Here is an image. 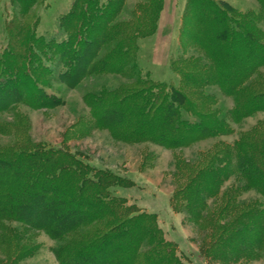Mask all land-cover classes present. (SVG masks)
Wrapping results in <instances>:
<instances>
[{"label": "trees", "instance_id": "16d2710c", "mask_svg": "<svg viewBox=\"0 0 264 264\" xmlns=\"http://www.w3.org/2000/svg\"><path fill=\"white\" fill-rule=\"evenodd\" d=\"M256 1L257 9L242 11L188 0L175 86L143 75L137 62L138 40L155 33L163 0H145L130 20H119L126 0H74L52 36L37 35L34 9L46 0H12L0 54V115L63 106L48 91L56 78L76 88L89 77L116 75L126 82L85 97L96 127L116 141L183 150L232 136L233 124L264 113V0ZM213 87L233 99L232 109L218 106ZM16 130H9L14 142L0 146V264L37 253L15 224L56 241L59 264H186L157 215L116 194L134 187L131 179ZM175 177L173 210L204 237L206 259L238 264L264 256V121L195 162L178 159ZM250 191L261 199L242 200Z\"/></svg>", "mask_w": 264, "mask_h": 264}, {"label": "rangeland", "instance_id": "374dc122", "mask_svg": "<svg viewBox=\"0 0 264 264\" xmlns=\"http://www.w3.org/2000/svg\"><path fill=\"white\" fill-rule=\"evenodd\" d=\"M74 0H46L43 6L34 11L39 16L38 36L60 34L59 18L68 12ZM145 0H126L119 20H130L136 6ZM230 3L242 10L257 9L256 0H217ZM12 0H0V54L8 45L6 20L11 11ZM188 0H163L156 31L152 36L138 40L137 62L143 75H149L156 82L172 83L178 86L180 76L173 70L174 62L182 55L181 31L183 17ZM18 10L17 12H19ZM194 54V51L191 52ZM126 82L116 75L89 77L78 87L70 88L57 78L49 92L58 94L65 104L55 109L33 110L21 106L14 114L0 115V146L14 142L11 129L20 135L29 136L36 143L60 148L66 147L71 152L82 155L90 165L109 169L123 177L131 179L135 186L130 189L119 188L118 196L125 197L136 204L141 211L156 214L159 226L167 237L178 244L179 251L186 264H221L206 259L201 254L203 247L199 230L187 220L184 213L173 210L172 197L179 188L176 163L178 159L195 162L202 152L210 150L215 143L224 141L233 143L240 133L249 130L259 121H264V113L234 125L235 134L198 143L188 149L170 150L152 143L128 144L113 139L108 130L97 128L92 118L91 108L85 97L99 91L103 86L114 88ZM218 98V106L224 111L233 108L234 101L226 97L218 88H211ZM20 114V115H19ZM6 130V131H5ZM3 131L7 132L4 133ZM23 138V137H22ZM232 179L227 186L232 185ZM261 199L255 191L242 196V200ZM21 235L27 236L28 245L38 248L34 257L22 264H59L55 255L58 243L45 233L27 231L19 224ZM238 264H264V256L254 261Z\"/></svg>", "mask_w": 264, "mask_h": 264}, {"label": "crops", "instance_id": "0c3cea01", "mask_svg": "<svg viewBox=\"0 0 264 264\" xmlns=\"http://www.w3.org/2000/svg\"><path fill=\"white\" fill-rule=\"evenodd\" d=\"M110 169V168H109Z\"/></svg>", "mask_w": 264, "mask_h": 264}]
</instances>
